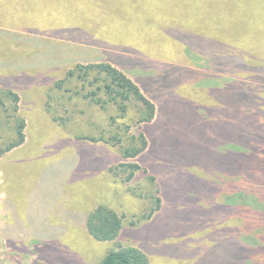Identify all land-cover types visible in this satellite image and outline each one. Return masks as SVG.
Instances as JSON below:
<instances>
[{
  "label": "rangeland",
  "instance_id": "1",
  "mask_svg": "<svg viewBox=\"0 0 264 264\" xmlns=\"http://www.w3.org/2000/svg\"><path fill=\"white\" fill-rule=\"evenodd\" d=\"M239 8L238 0H0V146L15 136L6 88H15L19 113L29 121L27 146L0 159V264H97L116 242L140 247L150 254V264H264V214L247 215L224 202L226 183L234 184L245 166L223 152L227 139L239 133L238 114L226 106L235 93L225 96L206 84L210 77L201 71L221 70L187 50L179 34L204 44L203 34L213 27L218 35L239 39L249 18ZM256 8L244 9L253 11L247 43L264 49V12ZM41 23V31L32 30ZM66 24L96 32L97 45L73 39L74 31L60 27ZM33 37L44 43L33 45ZM129 47L130 57L145 60L126 61L123 51ZM43 51L55 53L57 67L31 66ZM84 58L130 66L126 73L140 75L141 85L155 91V119L139 124L136 104L121 114L112 103L102 108L86 99L95 86L68 77L77 64L95 63ZM256 96V111L264 110V91ZM258 121L264 124V114ZM141 131L147 150L121 157L122 149L138 144ZM91 136L96 143L78 140ZM262 145L264 150V138ZM257 158L252 166L264 156ZM136 161L159 183L162 207L152 219L147 175L139 170L124 182L127 165ZM104 203L124 216L116 241L90 238L83 223L95 204ZM47 237L53 251L63 248L57 263L43 252Z\"/></svg>",
  "mask_w": 264,
  "mask_h": 264
},
{
  "label": "trees",
  "instance_id": "2",
  "mask_svg": "<svg viewBox=\"0 0 264 264\" xmlns=\"http://www.w3.org/2000/svg\"><path fill=\"white\" fill-rule=\"evenodd\" d=\"M262 1L264 0H256L254 2L253 0H238V5L240 6L239 10L242 11L240 15L249 16L247 21L242 25V28H240L239 39L233 36L223 35L221 32L218 35L217 31H215L216 29L213 27L211 28L214 29V31H209V34H203L206 36V38L203 36L204 44L200 42L189 43L188 35H184L182 30H180L179 33L182 40L187 43V50H193L197 54L204 55L209 67L213 64L214 68L217 69L219 67L221 70V74L219 75L218 73L212 74V72L209 71H201L200 73L199 70L193 68L192 74L199 75V73L208 72L210 83L207 82L206 84L216 87L218 93L220 89V92H224L225 96L232 95L231 91L235 93L234 97H227L226 106L230 107L232 110L234 108V112L238 114L239 122L235 124L238 125L239 133L238 136L234 135L230 140L227 139L223 152L226 154V157L228 154L238 156V160L245 162V166L244 168L242 167L243 169L240 171V174L238 171L240 177H238L234 184H231V181L226 183L228 189H226V200L224 202L227 207L232 206L240 208L241 210L246 209V211H239L242 213L245 212L247 215L255 213L264 214V159L256 166H252L251 163L252 159H258L257 157L264 156V150L262 149L264 124L258 121L260 117H263L264 110L261 107L256 111V105H259L256 92L260 90L264 91V49L253 48L247 43L249 41L248 31H250L252 26L251 12L253 11H244V9L256 5L258 7L256 8V12H264ZM47 18L49 19V16H47ZM55 23L59 24L58 21ZM62 23L63 21H61L60 24ZM42 24L43 23H41V25L37 24L34 29L32 27V30L38 32V29H40L41 31V28H43ZM45 24L48 23L46 22ZM39 25L40 27H38ZM97 26H102V24L98 23ZM60 27L66 29L62 31H68V29L74 31V38H69L77 39L78 41L80 39V42L87 41L91 45H97L96 42L100 38L98 34L82 30V26H80V29H77L78 31L70 28L68 24ZM108 29L107 27L106 30ZM49 31H52L53 35L57 37L68 38L60 34L63 33L62 31L55 29ZM64 33L69 34L67 32ZM34 38L36 37H33V39ZM36 39L37 40H33L35 43L33 45H42L44 43V40L39 41L38 38ZM124 50H126L123 51L125 54L128 53L123 57L126 61L127 58L129 60L135 59V62L145 60L138 59V57H130V52H134L130 47ZM54 54L50 55L49 52L46 53V51L40 52V55L37 56L38 59L33 62V65H42V63L49 62L47 66L57 67L59 62L52 61L56 56ZM256 54L259 58L255 56ZM55 59L60 60L58 57H55ZM130 70V66L119 65L116 61H100L87 65L77 64L75 68L68 72V77L77 76L82 83L87 81L91 86H95V89L84 95V97L91 102L100 105L102 108L112 103L118 108L121 114L127 112L129 104H136L139 106L140 114L138 123H150L155 119L157 112V106L153 101L156 99L155 91L149 88V86L145 89L144 85H141L140 81L142 77H140V75H136L135 78L129 76L126 72L129 71L130 73ZM153 77L154 76H147V78L150 79ZM64 81L65 79L58 81V87H61ZM4 92H6L7 98H9L14 105L15 112L13 118L15 121V136L5 146H0V156H3L6 152L24 143L26 138L25 130L27 127L26 118L19 113L20 96L11 88H6ZM99 92L103 94L99 95ZM232 100L234 101L233 104L231 103ZM0 103L4 104L2 100H0ZM86 138L91 140L98 139L93 136ZM137 143L136 145L122 149V153L119 152L121 157H138L142 152L147 150L149 142L143 131H141L139 138H137ZM127 167H130L131 171L124 178V182L131 181L135 177L136 171L141 170L145 174L148 173L147 169L137 162L129 163ZM147 179L151 188L147 195L152 197L151 200L153 203V206L147 212V218H150L161 208L162 197L156 177L154 175H147ZM206 184L208 188L209 183L206 182ZM217 188H220V186ZM215 189L216 188H214V190ZM122 220L123 216L114 208L104 203L98 204L89 211L85 224L91 238L97 241H116L123 228ZM8 239L11 243H15L13 237H8ZM52 244L51 242H46L43 252L49 258H54V263H57L60 261L63 248L58 249L57 252L53 251L50 246ZM54 244L61 243L55 242ZM43 257H45V255ZM97 264H150V261L147 253L140 247L116 242V247L110 250Z\"/></svg>",
  "mask_w": 264,
  "mask_h": 264
},
{
  "label": "crops",
  "instance_id": "3",
  "mask_svg": "<svg viewBox=\"0 0 264 264\" xmlns=\"http://www.w3.org/2000/svg\"><path fill=\"white\" fill-rule=\"evenodd\" d=\"M78 29H80V27H78ZM77 30V29H76ZM78 31V30H77ZM90 33H94V34H97L96 32H94V31H92V32H90ZM82 42H85V41H82ZM79 43V42H78ZM84 59H86V58H84ZM91 59H93V58H90V60ZM90 60H88V58L85 60V61H90ZM92 61V60H91ZM93 61H95V62H100V61H109V62H111V60H108V59H93ZM31 66H33V63H32V65ZM51 67H53V66H51ZM54 67H56V66H54ZM47 68H50V67H47ZM12 89H15V88H12ZM18 90V89H17ZM17 93V92H16ZM50 120H51V122L53 121V119L52 118H50ZM26 122H27V127H26V138H25V141H24V143L23 144H21L20 146H18V147H16V148H13L12 150H10V151H8V152H6L5 154H7V153H9V152H12L13 150H15V149H19V148H25L26 146H27V144L29 143V136L27 135V128H28V125H29V121L26 119ZM58 125H60L61 126V124H58ZM69 125V122L66 124V125H64V124H62V126H68ZM66 132H67V130H66ZM92 137V136H91ZM94 137V136H93ZM79 141H81V142H83V143H86L87 145H91V143H94L95 141H92L91 139H88V138H86V137H79V139H78ZM61 141L63 142V141H65V139H61ZM96 143V142H95ZM4 154V155H5ZM3 155V156H4ZM3 156H0V159H2L3 158ZM64 158H67L66 156L64 157V155H61L58 159H64ZM137 162V161H136ZM108 163H110V164H108V168H109V171L111 170V163H113V162H108ZM111 165V166H110ZM73 166H75V164L73 165ZM84 172V171H83ZM97 204H95V206H96ZM94 206V207H95ZM93 207V208H94ZM162 207V206H161ZM92 210V209H91ZM90 210V211H91ZM154 215V214H153ZM122 216V215H121ZM123 218H124V216H123ZM150 219H152V217H150ZM85 221H86V219L84 220V222L83 223H85ZM133 223V222H132ZM131 223V224H132ZM132 225H134V223L132 224ZM9 229H12L11 228V226L9 227ZM8 237H12V234H7V232H4ZM16 237V236H15ZM48 238L49 237H47V238H43V240H42V242H49V240H48ZM91 238V237H90ZM147 253V252H146ZM147 255H150V254H148L147 253ZM148 258H149V261L151 260L150 259V257L148 256Z\"/></svg>",
  "mask_w": 264,
  "mask_h": 264
}]
</instances>
